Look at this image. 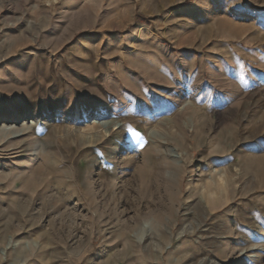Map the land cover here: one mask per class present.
<instances>
[{
	"label": "rangeland",
	"instance_id": "374dc122",
	"mask_svg": "<svg viewBox=\"0 0 264 264\" xmlns=\"http://www.w3.org/2000/svg\"><path fill=\"white\" fill-rule=\"evenodd\" d=\"M190 1L0 0V264H264V0Z\"/></svg>",
	"mask_w": 264,
	"mask_h": 264
},
{
	"label": "crops",
	"instance_id": "0c3cea01",
	"mask_svg": "<svg viewBox=\"0 0 264 264\" xmlns=\"http://www.w3.org/2000/svg\"><path fill=\"white\" fill-rule=\"evenodd\" d=\"M154 0H139V4L137 5L139 7V12L143 15H149L154 12H165L170 11L171 8L177 6L180 2H184L185 0H166L168 9H165L164 7L158 8L153 7L149 4V2ZM122 12L124 14H133L134 10L128 6L127 4H124L121 6ZM242 0H206L205 2L201 3L200 5L197 4L196 0H192L189 2V4L181 7V10L179 11V16L183 18V21L185 24L183 25V28L185 30H193L196 28V24L200 21H210L211 17L208 14H213V16H216L215 12L217 11H223L228 12L230 14H243L242 9ZM213 11V12H212ZM193 39H188L185 41V44H191Z\"/></svg>",
	"mask_w": 264,
	"mask_h": 264
},
{
	"label": "bare ground",
	"instance_id": "6f19581e",
	"mask_svg": "<svg viewBox=\"0 0 264 264\" xmlns=\"http://www.w3.org/2000/svg\"><path fill=\"white\" fill-rule=\"evenodd\" d=\"M163 108V107H162ZM245 157V156H244ZM243 157V158H244ZM239 155H236L234 160H233V164H232V169H237L238 167V162H239ZM34 164V163H33ZM34 169V168H33ZM39 169V168H38ZM26 174V173H25ZM31 174V173H30ZM220 181L224 182V180L222 178H220ZM23 182V181H22ZM219 183L217 185V187L214 190H210L209 187L205 186L203 187L202 191H201V199L205 202V204L207 205V207H209L210 205H212V203L214 202H220L222 199V194L224 195V188H223V184ZM24 183V182H23ZM203 215V214H202ZM145 227V226H144ZM140 230V229H139Z\"/></svg>",
	"mask_w": 264,
	"mask_h": 264
}]
</instances>
